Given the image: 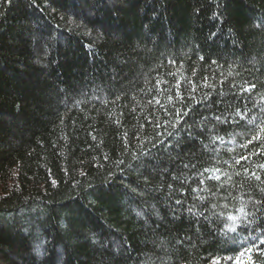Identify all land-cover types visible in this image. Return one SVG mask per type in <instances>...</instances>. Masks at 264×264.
Returning a JSON list of instances; mask_svg holds the SVG:
<instances>
[{"label": "trees", "instance_id": "obj_1", "mask_svg": "<svg viewBox=\"0 0 264 264\" xmlns=\"http://www.w3.org/2000/svg\"><path fill=\"white\" fill-rule=\"evenodd\" d=\"M261 108L264 0H0V264H264V228L226 227ZM210 167L232 180L192 192Z\"/></svg>", "mask_w": 264, "mask_h": 264}, {"label": "snow or ice", "instance_id": "obj_2", "mask_svg": "<svg viewBox=\"0 0 264 264\" xmlns=\"http://www.w3.org/2000/svg\"><path fill=\"white\" fill-rule=\"evenodd\" d=\"M10 2V0H9ZM201 60H203V57H200ZM212 63H215V61H212ZM207 78H205V83H204V87H210V85L207 84L206 82ZM167 81H159L157 86L163 85V84H167ZM191 84V82H189ZM221 83H223V81H221ZM232 87H235V84L232 85ZM256 85L250 84L249 87L243 88L242 91H247V92H251L252 89H255ZM174 88L177 90V97L179 102H184L185 100V96L183 94H181L179 92V88H180V83L177 82L174 85ZM161 91H164L163 88L160 89ZM191 92H195L196 91V87L195 85L191 86L190 89ZM220 95H223V93H220ZM167 99L169 101L170 104H173V106H175L176 103V98H174L172 95H167ZM188 99H194V96L189 95ZM155 103V104H161V101L158 98H153L152 100H149V103ZM163 106V105H161ZM167 110V109H166ZM261 112H264V108H261ZM176 115H181V113L179 112V110L176 111L175 113ZM185 115L187 113H184ZM229 117H231L232 119H235L236 117H240V119H244V114H242L241 110L239 108H237V110L234 113H229V115H225L224 113H221L220 115H214V119L217 122V124H223L225 122L228 121ZM208 120V117H202V119L200 121L196 122V125L198 127H200L201 132H203L205 125V122ZM249 124H254L256 125V128H258V131L252 136L251 140L248 141V143H252V142H257L259 149L264 150V143H261L262 140H264V118H261L259 122H257L256 117H253L252 119L248 120ZM162 126V125H157V127ZM191 126H189L188 129V134L189 136H193L194 134L190 131ZM125 137H127V133H125ZM137 139H139V137H137ZM212 142L215 143L217 140L220 141V143H223V137H219V136H213L211 138ZM244 147H247V144L243 145ZM205 148L208 147V145H204ZM260 152L259 151H252L250 152V155H259ZM141 155H147V153L141 152ZM137 159H139V157H136ZM249 159L248 156H242L240 158H234V163L236 165H241V161H247ZM121 163H123V161H121ZM225 164H227V161L224 162ZM188 165H185V168H187ZM193 168H195V165H192ZM256 167L260 170V171H264V163H258L256 164ZM244 174L246 176L247 179H254L255 181L260 182L261 185H264V180H262L261 175L257 173V171H251L250 169H248L247 167H244L243 169ZM250 172V175H248V173ZM205 173H207V175L205 176ZM236 176H240L241 173L239 171L235 172ZM224 177H227L228 181L232 180V175L222 171L221 168L219 167H210V168H205L202 172L201 171H197L195 173H193V179L198 180V184L193 187L191 189L192 192H201L207 189H202L200 186L204 185L206 180L207 181H215L216 183L213 185V187L215 188H220V189H224L225 188V181H224ZM172 179L178 180L180 179V177L177 176H173ZM185 183H191V180L188 177H184L183 180H181V184H185ZM169 188H172V185L169 184L168 185ZM178 191L184 192L185 190L180 189ZM258 191L261 193V195L251 201H245L242 202L241 206L237 209V212L240 215H229L227 217L228 220L232 221L231 225H226L227 230L230 232H236L237 228L240 226V222L241 220H243L244 222H246L248 225H253L255 224L257 227H262L264 228V225L260 224V221H264V187H259ZM215 195V193H213ZM196 199L200 200L201 203L203 204L206 200V197L203 196H197ZM174 203L176 205H179L181 207H183L184 201L177 196V198L175 199ZM249 204H251V208H249ZM225 207H227V205H225ZM187 212L192 215L193 217H200V216H204V212L203 210H197L195 205H191L189 207H187ZM173 215H175V209H173ZM249 217H251V219H249ZM206 218V217H205ZM186 239H191V237H187ZM262 243H264V241H261ZM248 251H251V249L249 248ZM218 264V262H217Z\"/></svg>", "mask_w": 264, "mask_h": 264}]
</instances>
